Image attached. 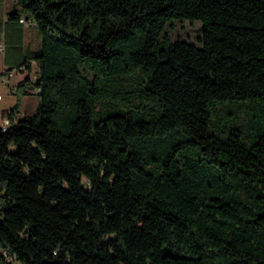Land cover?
<instances>
[{
    "label": "trees",
    "instance_id": "16d2710c",
    "mask_svg": "<svg viewBox=\"0 0 264 264\" xmlns=\"http://www.w3.org/2000/svg\"><path fill=\"white\" fill-rule=\"evenodd\" d=\"M0 40L39 96L0 128V264H264V0H15Z\"/></svg>",
    "mask_w": 264,
    "mask_h": 264
},
{
    "label": "rangeland",
    "instance_id": "374dc122",
    "mask_svg": "<svg viewBox=\"0 0 264 264\" xmlns=\"http://www.w3.org/2000/svg\"><path fill=\"white\" fill-rule=\"evenodd\" d=\"M15 0H0V18L3 21L7 20V12L11 10L13 7L11 5L14 4ZM4 16V17H3ZM24 29H26V43L29 44L32 48H37L40 42V38L38 36V33L34 26H32L30 23H23ZM165 31L171 36L172 40L180 39L187 41L189 43H194L197 46H201V43L199 41V38L201 37L202 31H201V22L199 20L189 21H177L174 20L171 24H168L165 28ZM5 64L4 61V55L0 52V67ZM34 73H36V68H34ZM16 73H26L25 71L20 72L17 71ZM2 75L0 74V79ZM12 80V78H11ZM10 81V79H9ZM7 86L0 85V91L3 93L6 91ZM9 97V101L20 102V108L23 112L26 114H32L35 112L38 104H39V96L37 94V90L33 89L29 94H20L14 92V93H8L4 94V96ZM20 98V100H19Z\"/></svg>",
    "mask_w": 264,
    "mask_h": 264
},
{
    "label": "crops",
    "instance_id": "0c3cea01",
    "mask_svg": "<svg viewBox=\"0 0 264 264\" xmlns=\"http://www.w3.org/2000/svg\"><path fill=\"white\" fill-rule=\"evenodd\" d=\"M15 6V1H14V4L11 5V7H14ZM10 11V10H9ZM9 11L7 12V14L9 13ZM4 17V16H3ZM0 18H2V16H0ZM32 25V24H31ZM33 26V25H32ZM26 29H24V33H23V44H24V47H28V48H32L29 46V44L26 43ZM39 45H40V42H39ZM38 45V46H39ZM38 48V47H37ZM32 49H36V48H32ZM3 55H4V52H2ZM5 59V57H4ZM5 61V60H4ZM10 61V60H9ZM10 64L9 63H6L3 64L1 67H0V74L2 75V73L4 72L5 69L9 68ZM20 72H23V71H20ZM12 78V80H11ZM27 78V73H15L10 77V81H8L6 84H3L1 83L0 81V85L2 86H7L6 88V91L3 93L2 91H0V95H1V99H0V110L1 111H9L12 107L15 106L16 102L12 101L10 102L9 101V97L6 95L4 96V94H8V93H14L15 91H12V88H16L19 86V83L23 80H25ZM25 91H29L31 92L32 90L26 86L25 87ZM26 95V94H24ZM26 113L23 112L20 108V104H19V109H18V112H17V116H22V115H25Z\"/></svg>",
    "mask_w": 264,
    "mask_h": 264
},
{
    "label": "built area",
    "instance_id": "2783aa9c",
    "mask_svg": "<svg viewBox=\"0 0 264 264\" xmlns=\"http://www.w3.org/2000/svg\"><path fill=\"white\" fill-rule=\"evenodd\" d=\"M20 22L22 23H29L27 22L23 17L20 19ZM5 51V43L3 40H0V52H4ZM34 63V62H33ZM35 68V67H34ZM25 70V66H21L19 69H13L11 71H9L8 73L2 74V77L0 79L1 83L6 84L10 77L17 71H24ZM30 77L34 78L35 77V73L34 71H32L30 73ZM12 91H16V88H12ZM0 99H1V95H0ZM8 111H1L0 110V128L2 130H6L9 126H10V118L8 116Z\"/></svg>",
    "mask_w": 264,
    "mask_h": 264
}]
</instances>
